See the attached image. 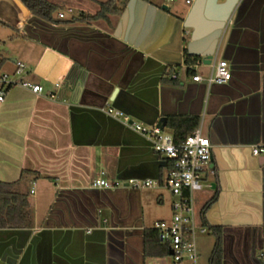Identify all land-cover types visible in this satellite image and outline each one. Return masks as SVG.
Returning <instances> with one entry per match:
<instances>
[{
    "label": "crops",
    "instance_id": "obj_1",
    "mask_svg": "<svg viewBox=\"0 0 264 264\" xmlns=\"http://www.w3.org/2000/svg\"><path fill=\"white\" fill-rule=\"evenodd\" d=\"M49 1L62 7L55 17L68 20L96 14L109 0ZM115 6L118 13L92 21L53 24L20 0H0L12 39L0 75L44 88L36 94L0 83V181L30 172L19 189L29 193L32 213L31 227L0 231V264H172L169 245L145 239L154 221L171 217L168 163L107 115L108 106L144 125L157 113L200 117L214 173L194 193L197 257L182 264H211L212 227L221 229V264H264V154L251 150L264 144V0ZM221 59L230 80H192L209 76ZM170 69L178 77L164 82ZM96 177L115 185L90 187ZM130 179L155 184L133 188Z\"/></svg>",
    "mask_w": 264,
    "mask_h": 264
},
{
    "label": "built area",
    "instance_id": "obj_2",
    "mask_svg": "<svg viewBox=\"0 0 264 264\" xmlns=\"http://www.w3.org/2000/svg\"><path fill=\"white\" fill-rule=\"evenodd\" d=\"M174 0H164V4H169ZM192 0H186L188 4ZM62 12L59 17H63ZM24 65L16 61V72H23ZM172 78H177L178 74L172 72ZM231 71L228 62L224 59L218 61L213 67L209 76L203 78L196 74L192 80L196 82L204 81L207 84L225 83L230 80ZM0 83L4 86L12 87L19 85L29 89L33 93L41 94L43 86L33 83L29 80H13L7 73L0 75ZM58 85V84H56ZM4 91L0 90V101L3 99ZM104 112L119 120L124 126L134 130L145 137L150 143L151 148L158 154L164 156L168 163V169L164 177V185L173 197L171 202L170 219L156 220L152 224L163 243H167L172 250V264H182L185 258L195 261L197 257V248L195 241V230L197 227L194 207V193L210 186L204 179L206 173H214L211 167L212 144L209 138L203 134L201 128H196L187 135L182 143H175L172 135L164 132L156 123L144 125L132 120L125 112L108 106L103 109ZM254 155L264 154V144H255L252 146ZM155 184L154 180H128V185L133 188H144ZM115 184L102 177H96L89 182L93 188H110ZM201 232L206 228L201 227Z\"/></svg>",
    "mask_w": 264,
    "mask_h": 264
},
{
    "label": "trees",
    "instance_id": "obj_3",
    "mask_svg": "<svg viewBox=\"0 0 264 264\" xmlns=\"http://www.w3.org/2000/svg\"><path fill=\"white\" fill-rule=\"evenodd\" d=\"M20 1L34 17L53 24L68 23L73 21H92L102 16H107L110 13L119 12V9L115 6L116 0H109L99 4L100 9L96 14L81 13L77 17H72L66 20L60 17H55V14L61 10L62 7L49 0ZM0 24L4 26L8 25L2 20H0ZM1 44L2 42H0V68L6 60L1 52ZM186 62L189 65L193 62V60H189V58H187ZM173 70L174 69H170L164 74L162 77L164 82H168L167 79L171 82L176 80L170 76ZM165 117V126L171 131L173 141L177 144L182 143L187 135L192 133L200 125V117L197 115H166ZM26 173L30 172L23 170L21 177L13 182L0 181V229H21L32 226V213L28 199L29 193L25 191L23 192L19 189V185L21 181H23ZM213 201V197L209 199L204 205V209H206ZM212 232L216 235V243L210 257V263L221 264V229L219 227H212ZM149 235L160 240L157 231L153 228L145 231V239H147ZM165 244L168 245L167 243Z\"/></svg>",
    "mask_w": 264,
    "mask_h": 264
},
{
    "label": "rangeland",
    "instance_id": "obj_4",
    "mask_svg": "<svg viewBox=\"0 0 264 264\" xmlns=\"http://www.w3.org/2000/svg\"><path fill=\"white\" fill-rule=\"evenodd\" d=\"M64 11L66 12V14L70 13L68 11V9H65ZM10 33H11V31L7 26H3L0 24V41H3V44H1L2 53H7L10 50V46L12 45V42H11L12 39L9 36ZM204 190H207V188H204ZM196 230H197V227H196ZM196 232H198V231H196ZM197 234L198 233H196L195 236H197Z\"/></svg>",
    "mask_w": 264,
    "mask_h": 264
},
{
    "label": "water",
    "instance_id": "obj_5",
    "mask_svg": "<svg viewBox=\"0 0 264 264\" xmlns=\"http://www.w3.org/2000/svg\"><path fill=\"white\" fill-rule=\"evenodd\" d=\"M30 22V21H29ZM12 61H16L14 58H12ZM166 115H161V116H158V113H157V117L155 118V120L153 121H156V125H158L161 129H164L165 127V121H166ZM157 119V120H156ZM151 147V146H150ZM127 185V184H126ZM1 230H7V229H0ZM8 230H11V231H19V229H8ZM130 233V232H128ZM169 253L172 254V250H169Z\"/></svg>",
    "mask_w": 264,
    "mask_h": 264
}]
</instances>
